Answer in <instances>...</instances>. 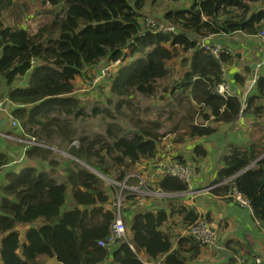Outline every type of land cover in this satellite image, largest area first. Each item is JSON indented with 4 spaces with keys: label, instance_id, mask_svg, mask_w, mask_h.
Returning a JSON list of instances; mask_svg holds the SVG:
<instances>
[{
    "label": "trees",
    "instance_id": "16d2710c",
    "mask_svg": "<svg viewBox=\"0 0 264 264\" xmlns=\"http://www.w3.org/2000/svg\"><path fill=\"white\" fill-rule=\"evenodd\" d=\"M48 1L50 18L29 31L18 22L6 24L15 0H0V100L7 97L16 105L13 115L34 141L25 156L38 162L18 172L8 170L0 187V264H47L49 258L60 264H147L139 250L150 264H192L204 244L189 235L179 237L168 222L177 216L188 227L200 218L193 208L179 203V196L166 198L168 208L132 207L137 195L130 187L142 177L135 167L156 158L164 137L161 116H141L132 100L141 95L166 101L173 128L197 112L199 122L187 126L192 139L211 137L216 123L233 124L242 114L261 117L264 75L243 108L239 95L214 90L222 81L221 62L198 45L221 32L257 34L264 26V0ZM42 4L47 6L46 0ZM148 16L172 24L178 33L149 30ZM182 49L192 56L184 60L183 78L172 83L171 91L160 89L159 81L169 77L167 63ZM103 61L120 63L107 79V102L100 104L105 108L92 107L93 114L104 118V129L79 131L74 121L87 113L75 79L90 84V72ZM227 61L232 57L222 55V62ZM22 77L26 86L16 83ZM124 106L131 112L124 115L127 125L112 112ZM209 152L204 143L194 146L195 156ZM177 159L187 164L182 156ZM9 162L1 150L0 169ZM45 163L48 168L41 166ZM99 173L110 183L121 181L119 193L129 203L121 215L132 239L126 234L113 245L99 244L107 241L117 217L114 187L109 189ZM212 184L216 195L229 196L236 188L264 227V132L250 145L226 143ZM155 186L166 192L187 189L182 179L169 174H162ZM18 227H27L23 239Z\"/></svg>",
    "mask_w": 264,
    "mask_h": 264
},
{
    "label": "crops",
    "instance_id": "0c3cea01",
    "mask_svg": "<svg viewBox=\"0 0 264 264\" xmlns=\"http://www.w3.org/2000/svg\"><path fill=\"white\" fill-rule=\"evenodd\" d=\"M181 1H184L185 4L191 3V0ZM46 5V7L50 8V2L48 0H46ZM38 13L39 10L26 17L34 18ZM206 43L208 45L220 43L231 49L232 53L230 56L232 57V61L231 63L228 61L226 63V80L232 86L229 90L233 89L235 94L239 95L243 102H245L246 99H244V93L251 77L257 76L258 78L260 75H264V39L257 34L250 35L242 31H232L227 33L221 32V34L217 36L213 35L212 39H208ZM202 49L207 51L204 48ZM190 54L191 51L186 52L182 49L179 56L171 59L167 63L169 75L173 71L172 64H176L177 62L180 67L174 71V74L176 78L182 79L187 70L184 60L190 59L192 57ZM213 57L215 58L214 55ZM119 65V62L106 63L105 61L98 65V71L93 70L90 74L92 75V80L90 82L92 88H88V91L96 89L97 92L102 85L106 84L105 82L109 76L118 70ZM106 67H109L107 75L101 76L96 80L97 76L102 74V70ZM79 79L81 78L78 76L75 79V84L79 82ZM16 83L19 86L27 85L26 79L23 77L17 80ZM240 85H242V87ZM0 91L2 94L4 93L2 88H0ZM1 100L10 101V106L7 109L0 110V136L2 137L0 151L2 150L6 153L8 157L10 156V162L8 163V166H3L0 169V187L7 182L6 172L8 170L18 172L23 167L31 165V160L27 159L25 156L27 145L24 140L29 139L21 129L20 121L18 120L19 122L17 126H12L8 116V114L13 115L16 105H14V103L7 97H2ZM216 124H219L217 132L211 137L195 138L194 140L189 141V144H192L191 149H189L188 146L181 148L180 150H178V147H175V151L168 154L165 152L168 147L162 149L159 144V152L156 158L151 163H142L139 165L143 166L139 174L146 179V182L150 187H157L155 186V183L161 178V175L164 174L158 165L167 161H179L177 159L178 156H182L183 159L187 160V164L192 167L193 189L189 194L179 195L177 201L186 207L193 208L200 218H205L211 224L212 228L217 233V245H219V247L208 245L202 246L200 254L192 259L191 263L238 264V257H242L248 260V264H254L252 259L253 255H261L264 257V227L254 216L252 207L240 206L228 195H216L212 193V188L214 187L212 182L215 179L217 169L220 166V158L222 156L224 145L226 143L250 145L256 141L264 132V113L259 118H255L250 114H242L233 124ZM219 136L220 138H218V140L220 142L217 140V137ZM201 143H204L208 149H210V152L206 157H198L193 153L194 146ZM169 144H174L175 146L179 145V143H175L173 139H170ZM218 144H220V148L217 151L212 152L211 146L213 145L216 148ZM173 148L174 147L171 146L168 149ZM148 171H150V174ZM195 175L201 178V182L198 184L193 183V176ZM166 198L168 197H147L144 204L140 207L158 209L157 206L160 204L163 208H168ZM126 207L128 206H124V208ZM171 220L172 222L169 221L168 225L179 235V237L188 236V227H184V223L179 217L176 216ZM26 229L27 227H18L22 239L25 237ZM126 234L128 239H132L133 235L130 230L127 231L126 229ZM176 244L177 239L175 241V245ZM138 255L145 263H152L149 261L148 256L143 250H139ZM54 259L56 260V258H49V263L47 264H60Z\"/></svg>",
    "mask_w": 264,
    "mask_h": 264
},
{
    "label": "rangeland",
    "instance_id": "374dc122",
    "mask_svg": "<svg viewBox=\"0 0 264 264\" xmlns=\"http://www.w3.org/2000/svg\"><path fill=\"white\" fill-rule=\"evenodd\" d=\"M46 9H50V8L44 6L42 4L41 0H15V5H14V8L12 9V13L11 14L9 13V15L6 16L5 22L7 25L8 24H14V23L18 22L19 23L18 25H20V24L25 25L29 31H35L37 29V27L42 22H44L50 18V15L45 13ZM38 10H39V13L36 16H34V18H29V17L27 18L26 17L28 15L36 13ZM17 17H20V18L17 19ZM221 56H222V53H221ZM216 59H219V58H216ZM179 67H180V65L177 64V62H176V64L175 63L172 64V70L173 71L170 73L169 77H167L163 80H160L158 83V86L160 87V89H163V90L168 89V91H171V90H169V87L172 85V83L174 81H178L180 79V78H176L175 74H174V71ZM91 73H92V71L90 72V74ZM221 74L223 76L222 70H221ZM222 80H223V77H222ZM256 80H257V76L251 77V80L249 81V83H250L249 88L251 87L252 84H253V87L248 89V90H245V93H244L245 98L244 99H246L249 92H251V90H253V88L256 84ZM221 82H219V83H221ZM105 83L106 84L102 85L97 92H96V89H93L92 91H88L89 83L82 80V79H79V82L76 83V87H77L76 92H77V94L81 95L83 102H84V106L86 108V113H87V117L77 118L74 121V125L77 127V129L79 131H85V132H89V133H92L93 131H97V132L103 131L105 120H104V118H102L100 116H96L95 114H93L92 113V107H94L95 105L100 106V107H104V105H100V104H105L107 102L106 97H107L108 91H109L108 80H106ZM240 86L242 87V85H240ZM230 87L232 88V86L229 84V88ZM90 88H92V87H90ZM214 90H215V88H214ZM227 92L228 93H235L233 91V89L229 90ZM84 94H86V95H84ZM132 101H133V103H135L140 108V112H141L140 115L141 116L144 117V115H146V116H149V118L161 116V120L163 122V130L162 131L164 132V137L162 139V142L160 143V147L162 149L166 148V147L169 148L171 146L174 147L173 149L167 148V150H165V152L170 154L173 151H175V149H176L175 147H178V150H180L181 148H185L187 146L189 149H191L192 144H189V141L194 140V139H192L191 137H189L187 135V126L190 123L199 122V115H197V112L194 113V117L192 119L188 118L186 120L180 121L179 127L173 128L174 122L172 120H170V121L168 120V116H169L168 113L170 111V108L167 107L166 101L160 100L157 98H146V97H143L141 95L136 96ZM243 105H244L243 106V108H244L246 106V101L243 102ZM111 108L112 107H110V110H111ZM146 109H147V111H146ZM112 112L114 113V115H117V117L120 119V121H122L123 123H125V125H127L124 115L131 114L128 107L124 106L121 111H117L118 113H116L115 111H112ZM176 120H177V116L175 117V121ZM125 127L127 128L128 126H125ZM173 130L175 131V135L172 133ZM218 138H220V136L217 137V140H218ZM170 139H173V141L175 143H179V145L178 146H175L174 144L170 145L169 144ZM218 142H220V141L218 140ZM77 144H78V141H77ZM219 148H220V144H218V146L216 148L212 145L211 151L212 152L217 151ZM56 152L65 156V157L69 156L60 150H56ZM37 163L38 162L36 160L30 161V164L32 166H36ZM41 166L48 168V165L46 163L42 164ZM142 168H143V166H139L138 168L135 167L134 173H136L137 171L140 172V170ZM150 171H148L149 174H150ZM99 175H100V177H102V179H104L106 181L109 179L108 177H106L100 173H99ZM142 175H143V173H142ZM193 179H194L193 183H195V184H198L199 182H201V178L197 177L196 175L193 176ZM182 181L186 183V181H184L183 179H182ZM191 181H192V178H191ZM106 185L109 189H111V186H112V188L114 187V191H115L116 187L113 185V182L110 183V181L108 180L106 182ZM186 190H188V186H187ZM186 190L174 192L173 196H179L181 192H184ZM121 197H122L121 195H115V192H114V194L111 196V199L113 201H115L116 203H118V200ZM126 205L128 206L129 203L124 204V206H126ZM123 222L125 224L124 219H123ZM46 261H47V263H49V260H46Z\"/></svg>",
    "mask_w": 264,
    "mask_h": 264
},
{
    "label": "built area",
    "instance_id": "2783aa9c",
    "mask_svg": "<svg viewBox=\"0 0 264 264\" xmlns=\"http://www.w3.org/2000/svg\"><path fill=\"white\" fill-rule=\"evenodd\" d=\"M146 25L149 27V30L151 31H163L164 33H178L176 30L175 26L169 23H161L156 21L155 19H152L150 17H147L146 19ZM257 35L264 39V26L258 31ZM213 35H208L202 39V41L199 43L198 48L206 49L209 50L213 53V55L216 58L221 57V53L225 52L228 50V47H226L223 44L216 43L212 45H208L206 41L209 39L211 40ZM223 71V80L221 83H219L216 87L215 90L219 93H225L229 90V84L226 80V75H227V70L225 68L222 69ZM109 72V67H106L102 70V74L97 76L96 80H98L101 76L107 75ZM5 101L0 100V108H2L3 104ZM5 109V108H2ZM8 114V112H7ZM10 118V122L12 126H17L18 125V120L14 118L13 115L8 114ZM28 143H34V141H27L24 140ZM159 168L164 174H171L173 176H176L180 179H183L186 181L188 190L181 192L180 195L182 194H189L191 192L193 187H192V170L188 167L187 164L178 162L177 160L175 161H168L167 163H160ZM140 185L136 186H131L130 189L137 195V200L136 202L132 205L133 208L137 206H141L144 204L145 199L147 197H157V198H163V197H172L174 195V192H166L162 191L159 188H148L146 185V180L142 177H140ZM109 180V179H108ZM145 186V188L141 187V185ZM124 186V185H123ZM215 186V185H214ZM193 193V192H192ZM229 196L240 206H246V207H251L250 201L245 198L236 188L232 189V191L229 193ZM125 200V196L119 198L118 200V212H117V217L115 222L112 225V230L109 238L107 241L101 240L99 242L100 245L105 246V245H113L118 239L125 238L126 237V223L124 224L123 222V215H121V211L119 209L121 203ZM124 207V206H123ZM123 218V219H122ZM187 234L189 236L194 237L196 240H198L201 244L208 245V246H218L217 245V233L216 231L212 228L211 224L203 217L198 218L195 222L190 224L187 229ZM130 246H132L130 244ZM132 248H134L132 246ZM254 264H264V257L261 255H254L252 257ZM238 264H248V260L242 257H238L237 259Z\"/></svg>",
    "mask_w": 264,
    "mask_h": 264
},
{
    "label": "bare ground",
    "instance_id": "6f19581e",
    "mask_svg": "<svg viewBox=\"0 0 264 264\" xmlns=\"http://www.w3.org/2000/svg\"><path fill=\"white\" fill-rule=\"evenodd\" d=\"M207 51H209V50H207ZM209 52H211V51H209ZM232 53V51H231V49H229L228 48V50L227 51H225V52H223L222 53V55H226V54H231ZM211 54H213L212 52H211ZM216 58V57H215ZM219 62H221V63H223L222 64V66H221V70L223 69V68H225L226 70H227V65L224 63V62H222V56L219 58V59H217ZM229 91V90H228ZM217 92V91H216ZM218 94H220V95H236L235 93H228V92H225V93H219V92H217ZM15 118V117H14ZM17 119V118H16ZM18 120V119H17ZM27 141H33L32 139H30V140H27ZM26 142V141H25ZM26 145H31V143H28V142H26ZM27 148H28V146H27ZM188 165V167L192 170V167L189 165V164H187ZM169 175H171V174H169ZM171 176H173V175H171ZM176 177V176H175ZM119 182H121V181H117L116 180V182H113V185L116 187V189H115V195H121V196H123V194H121V193H119V191H120V189H121V183H119ZM140 185V184H139ZM118 187H120V188H118ZM141 187H145L144 186V184L143 185H141ZM192 191V190H191ZM190 191V192H191ZM126 202L124 201V202H122L121 203V205H120V207H119V209L120 208H122L123 206H124V204H125ZM115 204H116V214H117V212H118V205H117V203L115 202ZM138 207H140V206H138ZM120 211H121V209H120Z\"/></svg>",
    "mask_w": 264,
    "mask_h": 264
},
{
    "label": "water",
    "instance_id": "95a60500",
    "mask_svg": "<svg viewBox=\"0 0 264 264\" xmlns=\"http://www.w3.org/2000/svg\"><path fill=\"white\" fill-rule=\"evenodd\" d=\"M253 67H254V66H253ZM249 86H250V83L247 84L246 90L252 88V87H253V84L251 85L250 88H249ZM9 106H10V101H9V100H6L5 103L3 104L2 108L7 109ZM2 108H0V110H1Z\"/></svg>",
    "mask_w": 264,
    "mask_h": 264
}]
</instances>
